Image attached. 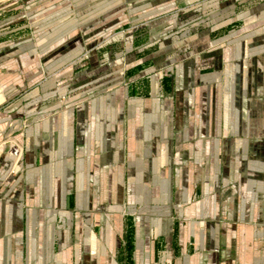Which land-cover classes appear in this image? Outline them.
Segmentation results:
<instances>
[{
  "label": "crops",
  "instance_id": "0c3cea01",
  "mask_svg": "<svg viewBox=\"0 0 264 264\" xmlns=\"http://www.w3.org/2000/svg\"><path fill=\"white\" fill-rule=\"evenodd\" d=\"M91 8L0 68V264H264V0Z\"/></svg>",
  "mask_w": 264,
  "mask_h": 264
},
{
  "label": "rangeland",
  "instance_id": "374dc122",
  "mask_svg": "<svg viewBox=\"0 0 264 264\" xmlns=\"http://www.w3.org/2000/svg\"><path fill=\"white\" fill-rule=\"evenodd\" d=\"M128 2L130 0H0V68L12 67L14 58H20L22 67L36 63L41 70L46 57L41 54H51L59 50V46L45 47L40 41L48 35H59L62 20L79 24L82 13L89 12L95 5H126Z\"/></svg>",
  "mask_w": 264,
  "mask_h": 264
},
{
  "label": "built area",
  "instance_id": "2783aa9c",
  "mask_svg": "<svg viewBox=\"0 0 264 264\" xmlns=\"http://www.w3.org/2000/svg\"><path fill=\"white\" fill-rule=\"evenodd\" d=\"M12 171H13V169L10 170V172H12Z\"/></svg>",
  "mask_w": 264,
  "mask_h": 264
}]
</instances>
